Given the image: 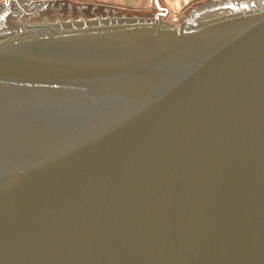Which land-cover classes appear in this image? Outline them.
Returning a JSON list of instances; mask_svg holds the SVG:
<instances>
[{
	"label": "water",
	"instance_id": "obj_1",
	"mask_svg": "<svg viewBox=\"0 0 264 264\" xmlns=\"http://www.w3.org/2000/svg\"><path fill=\"white\" fill-rule=\"evenodd\" d=\"M151 10L0 2V264H264V0Z\"/></svg>",
	"mask_w": 264,
	"mask_h": 264
},
{
	"label": "rangeland",
	"instance_id": "obj_2",
	"mask_svg": "<svg viewBox=\"0 0 264 264\" xmlns=\"http://www.w3.org/2000/svg\"><path fill=\"white\" fill-rule=\"evenodd\" d=\"M24 3L26 0H17ZM33 1H63V0H32ZM76 4H90L95 6H103L115 9L128 10L135 13H152L151 6L153 0H68ZM165 11L164 19L169 22L173 28H178L179 19L184 15L194 4L201 3L205 0H155ZM219 3V0H216Z\"/></svg>",
	"mask_w": 264,
	"mask_h": 264
},
{
	"label": "crops",
	"instance_id": "obj_3",
	"mask_svg": "<svg viewBox=\"0 0 264 264\" xmlns=\"http://www.w3.org/2000/svg\"><path fill=\"white\" fill-rule=\"evenodd\" d=\"M2 0H0L1 2ZM9 0H5V2H8ZM26 1H32V0H26ZM123 1H127V0H123ZM169 1H180V0H169Z\"/></svg>",
	"mask_w": 264,
	"mask_h": 264
}]
</instances>
